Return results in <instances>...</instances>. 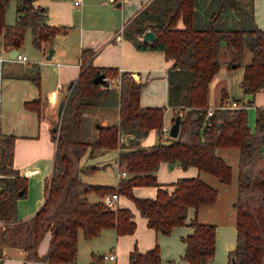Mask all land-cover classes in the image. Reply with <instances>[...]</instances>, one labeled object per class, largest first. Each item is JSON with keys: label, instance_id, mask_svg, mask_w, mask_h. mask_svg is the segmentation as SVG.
Returning a JSON list of instances; mask_svg holds the SVG:
<instances>
[{"label": "trees", "instance_id": "1", "mask_svg": "<svg viewBox=\"0 0 264 264\" xmlns=\"http://www.w3.org/2000/svg\"><path fill=\"white\" fill-rule=\"evenodd\" d=\"M11 0H0V33L5 43L20 45L28 28L37 46L53 45L61 29L48 19V12L34 0H16L17 17L7 23L6 12ZM151 28L154 40H143ZM124 33L140 48L164 49L172 62L167 68V103L143 105L141 91L146 85L131 70L116 66L96 65L90 56L93 49L82 50V67L65 96L63 111L53 127L56 152L51 174L46 179L45 200L32 217L33 240L26 244L27 256L50 262H72L78 250L80 230L86 238L98 235L103 228L114 227L118 233L131 232L136 220L131 208L111 206L103 198H89L91 191L100 196L119 191L130 196L148 224L164 233L175 225L189 223L192 232L182 236L185 241L181 263L212 264L215 247V223L200 220L197 213L186 219L187 209H195L216 199L217 188L199 174L180 175L170 188L159 183L157 169L163 160H178L183 167L195 165L199 171L228 182L233 167L219 154V146L237 147L236 195L233 200L235 245L228 250V264H264V104L255 105L254 127L247 121V105L252 98L236 99L227 105L226 91L221 88L220 102L207 113L208 89L219 69L220 48L225 44L231 57L228 66L243 65L240 86L254 93L264 87V28L254 17L253 0H151L124 27ZM246 51L249 56L246 57ZM32 76L39 83L40 73ZM104 71V82L95 76ZM115 77L113 84L111 79ZM41 98L27 100L37 107ZM118 107L119 119L112 123H87V112L96 106ZM167 105L174 109V118L181 116L176 136L162 137ZM174 120V119H173ZM159 138L150 145L142 138L152 129ZM118 147L119 163L127 170L116 184L90 182L81 171L96 165H82L88 148ZM15 134H0V218L17 219V200L24 195L27 177L14 163ZM137 184L158 185L155 196L137 195ZM20 191H22L20 193ZM51 232L48 251L39 255L38 244L46 231ZM11 236L0 235V256ZM131 264H163L156 244L144 251L135 247L130 252Z\"/></svg>", "mask_w": 264, "mask_h": 264}, {"label": "crops", "instance_id": "2", "mask_svg": "<svg viewBox=\"0 0 264 264\" xmlns=\"http://www.w3.org/2000/svg\"><path fill=\"white\" fill-rule=\"evenodd\" d=\"M150 1L115 0L111 4L107 0H81L80 3H75V0H34L35 4L47 10L49 22L60 26L61 29L54 37L53 45L37 46L33 43L35 46L29 49L28 54L21 50L23 42L20 45H10L5 43L4 33H0V134L1 132L15 134L14 163L20 174L26 176L28 180L25 194L17 200V219L5 221L0 218V235L5 232L11 236L3 248L4 254L0 256V264H131L132 249L137 247L144 251L156 244L160 247L163 264H169L173 259L178 263L182 262L180 256L185 247L182 236L192 232V225L187 222L175 225L169 233L157 230L148 224L147 216L141 213L135 201L121 192L116 206L131 208L136 220L133 231L118 233L114 227H106L98 235L86 238L80 230L77 255L72 262L55 263L27 256L26 244L33 240L32 217L45 200L46 179L54 165L56 140L53 127L57 125L61 116L59 104L65 99L70 89V82L74 81L81 71L83 48L93 49L90 58L94 64L116 66L119 71L131 70L133 74H138L137 77L142 81H146L140 97L143 105L167 103V68L172 60L166 57L164 49L140 48L124 33L125 25ZM14 4L15 17L14 21L7 22L9 24L14 23L17 17V1ZM253 7L258 26L264 28V0H253ZM28 29L31 32V29ZM51 47L53 51L50 54ZM18 52L26 54L27 59L18 58ZM227 66L228 62L225 59L224 63L220 62L219 68L227 71ZM37 69L40 73L39 83L32 78L37 73ZM220 94L221 90L219 98ZM245 95L246 99H253V103L247 105V121L252 129L255 105L264 103V87L254 93L245 92ZM36 97L41 98L39 108L29 107L27 100ZM228 99L226 96L225 101L231 100ZM208 103L212 106L215 104L209 100ZM104 107L92 108L86 113L85 121L91 125L116 122L119 119L118 107ZM167 108L173 109L169 105ZM174 112L173 109V116ZM95 132L92 131L91 137H94ZM159 135V131L152 128L142 138V143L150 145L158 140ZM168 135L170 134H166L165 137L162 135L163 139L168 140ZM225 149L228 148L219 147L217 152L225 157ZM233 153H236L235 150ZM118 157V147H98L93 150L89 147L81 158V164L96 165L94 169L84 171L91 172L115 160L118 168L115 182L103 180L90 182L116 184L122 177L119 170L124 168L119 163ZM195 174H199L211 184H216L213 183L215 179L213 174L199 171L192 164L183 167L178 160L173 161V165L169 160H163L157 169L159 183L166 184L170 188L173 187V182L178 176ZM229 186L226 204H223L217 192L216 199L210 204H201L196 209L194 206H189L187 209V220L196 211L200 220L215 223L212 264H228V250L235 245L233 200L236 195V176L235 182L231 181ZM157 188L156 184H137L133 187V191L137 195L152 197L156 195ZM92 192L89 193L90 199L103 198L96 191L94 194ZM218 201L222 206H215L216 208L210 210L209 216L201 219L202 209ZM50 239L51 232L48 230L39 241V255L48 251ZM112 251L116 253L114 258L104 255Z\"/></svg>", "mask_w": 264, "mask_h": 264}, {"label": "rangeland", "instance_id": "3", "mask_svg": "<svg viewBox=\"0 0 264 264\" xmlns=\"http://www.w3.org/2000/svg\"><path fill=\"white\" fill-rule=\"evenodd\" d=\"M16 0H11L7 9V13H6V21L7 22H12L14 21V17H15V2ZM111 3V2H110ZM112 4V3H111ZM34 44L32 42V37H31V32L28 29L27 33H26V37L23 40L22 46H21V50L26 52L27 54L29 53V49H33L34 48ZM28 48V49H27ZM248 51H246V57H248ZM231 57V52L227 50L225 44L221 45L220 48V60L221 62L224 63L225 59L227 60V62L229 61ZM225 68V67H224ZM227 71L224 69H218L216 71V73L213 75L212 79L210 80L209 83V89H208V100L211 103H215L214 105L218 104L220 102L219 99V92L221 90V87H225L227 94L226 96L229 99H232L233 97H242L243 99H246V95L244 93V97H243V91L241 89L240 86V79L241 76L243 74V65L241 64H237V65H233L231 62V65L227 66ZM116 82V78L113 77V84ZM228 99V100H229ZM264 104V103H263ZM100 108H105L104 105L99 106ZM173 116V109L170 108H166V112H165V117H164V123L166 124H170V122H173L174 116ZM94 132L96 131V129L94 128V125H92L91 127ZM92 130V131H93ZM96 134V132H95ZM155 134L158 135L157 131H155ZM162 135L165 137L166 134ZM89 138H92L91 136ZM219 147H226V146H219ZM216 149V151L218 150V148ZM228 149L226 150V159L227 161L232 165L233 167V175L230 181L225 182L223 181L222 183L220 182V180L215 176L212 175L213 178V184L219 194H220V200L223 202V204H226V200H227V194H228V190H229V185L231 184V181L235 182V176H236V169H237V162H238V158H239V151L237 147H227ZM232 148V149H231ZM231 150H235L236 153H233ZM113 162H110V164H108L107 166L104 167H98L96 168L94 171L91 172H81V177L82 179H86L89 181H98V180H103V181H112L115 182V179L117 178V164L115 162V160H112ZM218 183V184H217ZM111 184V183H110ZM92 192V191H91ZM95 192L93 191L92 194H94ZM210 204V203H209ZM207 205L204 209H202L201 214H200V218L202 219L203 217H207L211 214L210 210H212L213 208H216L215 206H222V204L220 203V201H218V203H214L213 205ZM210 208V209H209Z\"/></svg>", "mask_w": 264, "mask_h": 264}, {"label": "built area", "instance_id": "4", "mask_svg": "<svg viewBox=\"0 0 264 264\" xmlns=\"http://www.w3.org/2000/svg\"><path fill=\"white\" fill-rule=\"evenodd\" d=\"M107 1L112 2V1H115V0H107ZM80 2H81V0H75V3H80ZM17 57H18V58H21V59H23V60H26V59H27L26 54H24V53H20V52L17 53ZM225 103H226L227 105H236V104H237V102L235 101V99H231L230 101H226ZM213 107H214V106H212V105H209V106H208V108H207V113H208V114L211 113ZM170 125H171V124L163 123V125H162V127H161V131H162L163 134H169ZM58 126H60V119H59V121H58ZM119 174H120L121 176H124V175L127 174V170H126L125 168H121V169L119 170ZM119 194H120L119 191H111V192H107V193H105V194L103 195V199H104V201H105L107 204H109V205H111V206H116V202H117V199H118V197H119ZM104 255H105V256H109L110 258H114V257L116 256V253H115V251H112V252H110V253H106V254H104Z\"/></svg>", "mask_w": 264, "mask_h": 264}, {"label": "water", "instance_id": "5", "mask_svg": "<svg viewBox=\"0 0 264 264\" xmlns=\"http://www.w3.org/2000/svg\"><path fill=\"white\" fill-rule=\"evenodd\" d=\"M119 3V1H118ZM43 7V6H42ZM143 40H154L157 35L156 33L151 29V28H148L144 31L143 35L141 36ZM16 51H17V48L15 47L14 48ZM50 54L52 53L53 51V47H51L50 49ZM234 65V63H233ZM136 76H139L138 74H136ZM106 76H105V72L102 71L100 73H98L96 76H95V80L97 82H104L106 80ZM73 84V81L70 82V87L72 86ZM238 98V97H237ZM64 103H65V99L61 100L60 104H59V114L61 115L62 114V111H63V106H64ZM180 119H181V116L180 114L178 113L173 122L171 123L170 125V129H169V134L172 135V136H176L178 134V130H179V123H180ZM99 124V123H98ZM170 163L173 165V161H170ZM22 191H20L21 193ZM235 263V259L234 258H231L230 260V264H234Z\"/></svg>", "mask_w": 264, "mask_h": 264}]
</instances>
